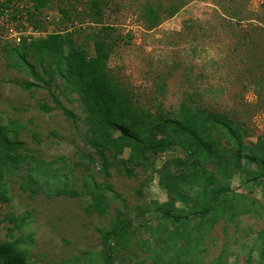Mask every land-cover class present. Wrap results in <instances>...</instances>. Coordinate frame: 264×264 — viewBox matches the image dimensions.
<instances>
[{"label": "rangeland", "instance_id": "obj_1", "mask_svg": "<svg viewBox=\"0 0 264 264\" xmlns=\"http://www.w3.org/2000/svg\"><path fill=\"white\" fill-rule=\"evenodd\" d=\"M107 1L97 19L89 0H55L34 15L32 0H10L0 15V138L19 144L0 151L22 157L16 172L9 163L16 175H5L7 199L0 193V244L15 246L14 264H105L107 247L111 264H264V179L254 181L258 166L244 158L217 177L214 155L234 150L226 132L211 131L214 148L173 147L141 163L128 148L107 149L110 164L103 167L82 143L88 126L76 97H57L73 114L67 117L48 88L22 89L32 80L4 53L23 39L57 33L95 56L91 36L102 32L93 23L99 19L110 28L106 68L131 92L138 122L149 119L154 98L163 114H178L183 103L199 107L239 126L243 152L254 155L264 152V102L257 103L250 81L256 75L264 82V36L255 31L264 27V0ZM245 38L254 42L238 52ZM87 154L93 160L85 162ZM38 163L56 171L60 185L41 181L43 189L23 191L22 172ZM212 172L230 192L217 200L216 213L201 217L199 206L215 199ZM87 178L97 185L95 200ZM165 212L197 216L179 226L162 218ZM121 221L129 227L106 241Z\"/></svg>", "mask_w": 264, "mask_h": 264}, {"label": "trees", "instance_id": "obj_2", "mask_svg": "<svg viewBox=\"0 0 264 264\" xmlns=\"http://www.w3.org/2000/svg\"><path fill=\"white\" fill-rule=\"evenodd\" d=\"M54 1L32 0V7L34 8L32 15L39 12L43 7L51 6ZM89 1L91 15L95 17L94 19H97L96 17L101 14L102 8L107 6L108 1ZM9 4L10 0H3L2 4H0V9H2L0 15L3 11L10 9ZM12 10L15 11L14 9ZM144 12L146 16L149 15L147 8ZM100 17L102 16L100 15ZM141 17L144 18L143 13H141ZM93 23L102 29V32L99 30L95 35L91 36L94 41L95 56L89 55L86 46L76 45L71 38H63L57 33L29 43H26L25 39H23L17 47L10 48L6 46L4 53L8 60L14 61V66L17 70L25 73L32 80V82L23 83L22 89L30 90L41 86L48 88L57 108L67 117H73V114L62 106L57 97H76L83 106L84 120L88 126V132L82 143L94 150L100 158L103 167H107L110 164L108 158L105 157L107 149L112 148L120 153L122 149L128 148L135 162L138 163L139 161L141 163L140 160L143 158L147 159L148 156H157L162 151L173 147L205 149L207 144L210 148H214L211 141V131L220 130L224 131V133L226 132L233 140L234 150L229 154L230 156L225 158L220 157L218 154L214 155L219 158L215 171L217 177L222 178L223 170L226 167H237V163L244 158L249 159L258 166L259 173L254 178V181L264 179V152H254L256 156H254L255 154L244 153L239 126L226 117H221L220 114L207 112L205 109L184 103L181 104V108H178V114H163L161 106L158 104L159 102L156 103L154 98L151 102L152 105L149 107L152 108L153 112L149 109L150 112L148 114L145 113L149 119L144 118L142 122V119L138 122L139 109L133 110L134 106H131V92L123 88L124 82L120 80L119 76L113 75L110 68L109 70L106 68L110 53L104 52V47L108 43L104 38L111 37L108 32L110 28L103 25L99 19L97 21L94 20ZM32 25H34V29H38L37 24L33 23ZM255 27V31H259L258 34L264 36V27L259 24ZM243 41H246L244 49H241V44L238 52H247L248 45L254 42L249 38H245ZM259 77L261 76L259 75ZM250 81L251 87L257 96V103L264 102V82H259L256 75L254 77L251 76ZM41 109L44 112L53 110V108L45 105L41 106ZM114 132H119V136L113 137L112 133ZM159 134H169L170 137L156 140L155 136ZM14 143L10 144L7 140L0 138V147H3L5 152L9 151L12 146L19 145ZM91 157L88 154L82 156L85 162L93 160ZM21 160V156L12 157L0 151V193L4 196V200L7 199L5 175L6 173L16 175L15 172L19 170L17 165L21 163ZM9 163L15 169V172L9 171ZM142 165L144 166V162H142ZM26 167L28 168H25L21 175L22 182L20 187L23 191L30 189V185L36 189H43V186L51 181L55 183H53V186L56 185L58 187L60 185V178L56 171L42 165V163H38L37 166L27 165ZM89 177L92 179V175L89 174ZM208 179L213 184L210 191L215 199L210 206H199V211L197 212L201 217L212 212L216 213L219 209V201L217 200L220 197H226L230 192V188L223 186L215 178L213 172L210 173ZM87 180L84 183L87 195L95 200L97 197L96 191L92 190V187L97 188V185L95 183L92 184V181L89 182V178ZM41 181L46 184L41 185ZM99 203H101V199H97L96 204ZM196 214L178 216L165 212L162 218L171 221L174 225L183 226L189 224L191 219L197 216ZM129 225V221L119 222L111 232L106 234L105 240L119 237ZM16 252L15 246L13 248L0 244V264H14L15 257H18ZM188 255L189 253H185V257ZM110 257L111 250L110 247H107L105 264H111ZM163 257H166V255Z\"/></svg>", "mask_w": 264, "mask_h": 264}]
</instances>
